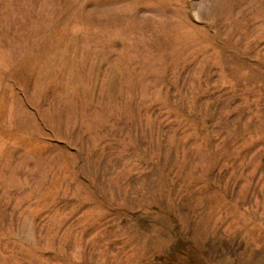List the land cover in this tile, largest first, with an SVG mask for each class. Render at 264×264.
<instances>
[{"label":"rangeland","instance_id":"rangeland-1","mask_svg":"<svg viewBox=\"0 0 264 264\" xmlns=\"http://www.w3.org/2000/svg\"><path fill=\"white\" fill-rule=\"evenodd\" d=\"M0 264H264V0H0Z\"/></svg>","mask_w":264,"mask_h":264}]
</instances>
